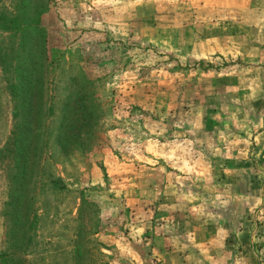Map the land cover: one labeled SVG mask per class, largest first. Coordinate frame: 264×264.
Returning <instances> with one entry per match:
<instances>
[{"label": "rangeland", "instance_id": "rangeland-1", "mask_svg": "<svg viewBox=\"0 0 264 264\" xmlns=\"http://www.w3.org/2000/svg\"><path fill=\"white\" fill-rule=\"evenodd\" d=\"M31 1L35 59L94 80L107 109L89 152L49 160L65 191L31 181L36 240L57 249L31 264H70L78 226L91 264H264V0ZM17 2L0 0V252Z\"/></svg>", "mask_w": 264, "mask_h": 264}, {"label": "trees", "instance_id": "trees-1", "mask_svg": "<svg viewBox=\"0 0 264 264\" xmlns=\"http://www.w3.org/2000/svg\"><path fill=\"white\" fill-rule=\"evenodd\" d=\"M31 0H18L17 16L5 24L4 30L14 31L19 37L17 47L16 79L8 90L14 101L11 111L13 130L10 137V154L13 172L3 216L6 222L5 249L0 252V264H31L42 260L44 253L54 255L56 250L42 251L37 242L39 215L33 208L35 196L30 189L33 177H46L52 190L65 191L61 179L45 170L55 156H68L74 152H89L101 130L106 106L97 98L94 80L82 73L53 71V61L47 51L39 52L36 60L29 38L31 27L41 37L42 29L36 20L29 19L33 10ZM42 12V11H40ZM37 12V16L40 14ZM59 65V61H58ZM51 81L47 78L51 77ZM59 78L54 82V78ZM61 81H63V85ZM43 172V173H42ZM44 184L43 186H45ZM81 204L89 203L80 197ZM81 213H78L79 218ZM69 255L70 264H91L87 245L97 243L92 237L97 231L78 226ZM39 236V235H38ZM91 251V250H90ZM52 252V253H51Z\"/></svg>", "mask_w": 264, "mask_h": 264}]
</instances>
